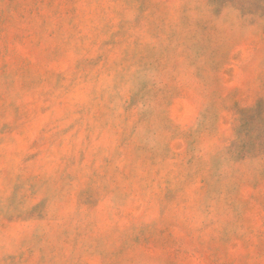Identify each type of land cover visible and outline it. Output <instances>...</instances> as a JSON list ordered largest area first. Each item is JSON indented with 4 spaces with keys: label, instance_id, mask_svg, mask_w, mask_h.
Listing matches in <instances>:
<instances>
[{
    "label": "rangeland",
    "instance_id": "374dc122",
    "mask_svg": "<svg viewBox=\"0 0 264 264\" xmlns=\"http://www.w3.org/2000/svg\"><path fill=\"white\" fill-rule=\"evenodd\" d=\"M0 264H264V0H0Z\"/></svg>",
    "mask_w": 264,
    "mask_h": 264
}]
</instances>
